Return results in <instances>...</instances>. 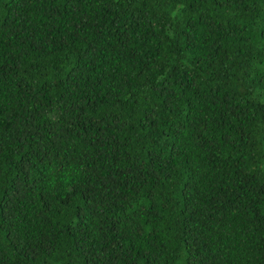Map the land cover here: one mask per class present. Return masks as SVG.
<instances>
[{"label": "trees", "instance_id": "trees-1", "mask_svg": "<svg viewBox=\"0 0 264 264\" xmlns=\"http://www.w3.org/2000/svg\"><path fill=\"white\" fill-rule=\"evenodd\" d=\"M0 264H264V0H0Z\"/></svg>", "mask_w": 264, "mask_h": 264}]
</instances>
